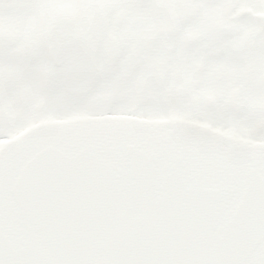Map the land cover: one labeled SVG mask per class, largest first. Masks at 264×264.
I'll list each match as a JSON object with an SVG mask.
<instances>
[{"label":"snow or ice","instance_id":"1","mask_svg":"<svg viewBox=\"0 0 264 264\" xmlns=\"http://www.w3.org/2000/svg\"><path fill=\"white\" fill-rule=\"evenodd\" d=\"M0 264H264V0H0Z\"/></svg>","mask_w":264,"mask_h":264}]
</instances>
